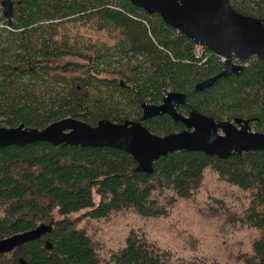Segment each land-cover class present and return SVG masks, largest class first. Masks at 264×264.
Listing matches in <instances>:
<instances>
[{
  "label": "trees",
  "instance_id": "16d2710c",
  "mask_svg": "<svg viewBox=\"0 0 264 264\" xmlns=\"http://www.w3.org/2000/svg\"><path fill=\"white\" fill-rule=\"evenodd\" d=\"M10 1L8 22L0 0V127L131 120L165 136L185 128L166 115L143 121L142 106L176 92L180 114L249 120L264 134L263 60L198 89L222 71L220 57L197 56L129 0ZM227 1L264 23V0ZM41 226L0 264H264V151H180L144 174L111 148H0V240Z\"/></svg>",
  "mask_w": 264,
  "mask_h": 264
},
{
  "label": "water",
  "instance_id": "95a60500",
  "mask_svg": "<svg viewBox=\"0 0 264 264\" xmlns=\"http://www.w3.org/2000/svg\"><path fill=\"white\" fill-rule=\"evenodd\" d=\"M147 14H157L165 24L196 45L225 58L222 71L197 88L213 85L221 78L239 74L241 65L250 57L264 61V23L260 19L238 14L230 9L227 0H129ZM3 17L11 22L12 3L2 0ZM181 93H168L160 105L144 104L142 120L169 116L181 123L184 130L165 136L148 131L140 121L114 123L101 120L95 126L64 118L43 129L19 125L0 127V148L23 147L37 142L53 146L82 148H111L130 155L137 170L151 174L153 163L161 157L180 151L200 152L210 157L227 159L233 154L264 151V134L253 132L250 121H215L196 110L187 115L177 108L183 106ZM47 229L43 226L0 240V254L37 240Z\"/></svg>",
  "mask_w": 264,
  "mask_h": 264
},
{
  "label": "built area",
  "instance_id": "2783aa9c",
  "mask_svg": "<svg viewBox=\"0 0 264 264\" xmlns=\"http://www.w3.org/2000/svg\"><path fill=\"white\" fill-rule=\"evenodd\" d=\"M205 50H206V48L204 46L195 44V52H196L197 56L201 57L204 54ZM217 56H219V55H217ZM219 57H220V60L223 64L225 62V58L222 56H219ZM237 62L238 61L234 58L233 63L237 64Z\"/></svg>",
  "mask_w": 264,
  "mask_h": 264
},
{
  "label": "rangeland",
  "instance_id": "374dc122",
  "mask_svg": "<svg viewBox=\"0 0 264 264\" xmlns=\"http://www.w3.org/2000/svg\"><path fill=\"white\" fill-rule=\"evenodd\" d=\"M66 61H68V59L60 60L59 63L61 64V63H64ZM97 200H98V197L96 195H94V202H97Z\"/></svg>",
  "mask_w": 264,
  "mask_h": 264
},
{
  "label": "flooded vegetation",
  "instance_id": "af4514ba",
  "mask_svg": "<svg viewBox=\"0 0 264 264\" xmlns=\"http://www.w3.org/2000/svg\"><path fill=\"white\" fill-rule=\"evenodd\" d=\"M241 63V62H240ZM237 65H240L239 62H237ZM252 130V129H251ZM254 132V131H253Z\"/></svg>",
  "mask_w": 264,
  "mask_h": 264
}]
</instances>
